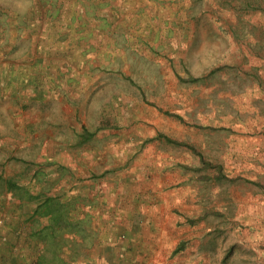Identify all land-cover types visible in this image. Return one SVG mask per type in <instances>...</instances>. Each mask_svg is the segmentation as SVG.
<instances>
[{
    "label": "rangeland",
    "instance_id": "rangeland-1",
    "mask_svg": "<svg viewBox=\"0 0 264 264\" xmlns=\"http://www.w3.org/2000/svg\"><path fill=\"white\" fill-rule=\"evenodd\" d=\"M0 264H264V0H0Z\"/></svg>",
    "mask_w": 264,
    "mask_h": 264
},
{
    "label": "built area",
    "instance_id": "built-area-1",
    "mask_svg": "<svg viewBox=\"0 0 264 264\" xmlns=\"http://www.w3.org/2000/svg\"><path fill=\"white\" fill-rule=\"evenodd\" d=\"M0 223H2V221H0Z\"/></svg>",
    "mask_w": 264,
    "mask_h": 264
}]
</instances>
